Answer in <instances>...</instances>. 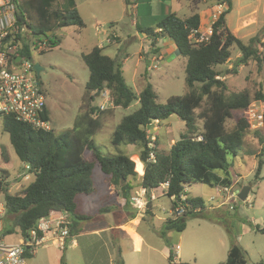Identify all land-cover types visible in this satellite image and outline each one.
<instances>
[{
  "label": "trees",
  "instance_id": "obj_1",
  "mask_svg": "<svg viewBox=\"0 0 264 264\" xmlns=\"http://www.w3.org/2000/svg\"><path fill=\"white\" fill-rule=\"evenodd\" d=\"M193 1L197 3L199 0ZM226 1L228 9L213 25L209 40L195 45L189 36L200 25L198 13L180 18L163 1L159 2L153 13V0H124L130 6V12L135 6V29L148 40V46L154 52L158 51V40L168 38L174 43L177 53L186 60L184 72L187 91L182 96H171L161 105L149 82L136 94L126 83L120 62L104 55L102 49L96 46L81 56L89 77L79 112L68 131L55 135L52 130L32 128L12 116H0L3 131L8 134L18 160L24 168L27 167L26 174L32 178L18 193H9L8 184L1 185L0 179L3 236L14 233V229L9 228L13 226L26 238L38 220L51 212L66 213L71 220L69 227L72 233L76 227L74 219H86L81 214L78 196L92 193L94 165L109 177L114 186L119 187V196L125 206H129L134 188L131 179L138 176V163L124 154H101L92 137L102 129L104 120L113 115L115 108L127 109L134 102L138 103V108L123 116L116 124L112 131V144L124 143L139 148L138 160L142 172L138 186L146 194L168 183L167 189L161 193L171 201L170 215L163 223L165 231L182 232L189 218L202 217L205 201L187 194V188L197 183L229 188L230 180L215 176L213 172L227 169L228 157H236L244 136L257 138L264 130L251 129L243 115L251 101H264L263 86L259 84V89L253 95L247 90L228 92L225 79L221 80V76L225 78L235 73V69L223 73L216 70L217 66L230 61L233 46L240 54L234 68L246 66L251 60L261 68L263 61V54L257 48L260 44L258 36L246 43L236 38L226 27L225 16L232 0ZM11 2L14 4V27L18 31L9 34L4 40L11 39L12 43L18 44L17 55L28 59L29 44L45 40L47 47H56L61 42L55 35L57 30L69 26L79 29L84 27L74 0H63L59 7H56V0ZM39 53H43V50ZM98 91L100 95L104 91L108 92L110 108L103 110L93 105ZM171 115H176L184 122L185 131L167 151H163L155 141L150 140L147 128L153 120L161 124ZM44 116H48L47 109ZM230 119L234 123L228 129L226 124ZM85 152L91 153L90 162L86 160ZM5 164H9V159L4 149L0 148V166ZM263 164L259 159L256 180L259 179ZM0 173L4 177L8 175L7 170L1 169ZM180 196H184L183 201ZM146 206L145 213L148 215L149 202ZM178 207H184L182 214H177ZM134 217L135 212L131 219ZM256 231L264 234V222ZM25 255L28 258L32 254L26 251ZM167 259L169 264H187L175 263L170 254ZM115 264H123V261L118 259ZM222 264H246V252L232 243Z\"/></svg>",
  "mask_w": 264,
  "mask_h": 264
},
{
  "label": "rangeland",
  "instance_id": "obj_2",
  "mask_svg": "<svg viewBox=\"0 0 264 264\" xmlns=\"http://www.w3.org/2000/svg\"><path fill=\"white\" fill-rule=\"evenodd\" d=\"M160 1H163L180 18L198 13L202 19L208 15L210 8L216 3V0H199L197 3L193 0H154L155 5L157 6ZM237 1H231L230 10L225 16V23L229 30L251 11V8L245 6L249 3L254 4L253 0H239L242 6L239 10ZM74 2L84 23L82 29L69 26L57 30L55 35L60 38V45L47 47L43 53H39L40 51L35 49L33 43L29 44L30 58L44 68V71L40 73L39 82L45 95L49 126L55 135L62 134L72 127L89 77L88 69L81 56L99 45L103 46L104 55L120 62L123 77L136 94H139L148 82L152 85L157 96L156 100L161 105L165 104L171 96H182L186 93L184 72L186 60L180 55L173 57L168 55L164 59L159 51L154 52L148 46V40L145 39L147 41L145 42L136 31L133 18L127 12L124 0H74ZM55 4L59 7L63 4V0H56ZM253 35L258 36L260 40L257 48L263 54L261 68L257 67L254 60L246 66L240 65L234 68L240 56L236 46L230 50V61L216 67V70L222 73L225 70L235 69V73L226 76L224 80L228 92L237 93L247 90L253 95L261 84L264 94V41L262 39L264 26ZM112 36H117L118 39H111L110 44L107 43L106 39ZM249 40L245 39V42ZM157 56H161V59L152 63V59ZM148 65H154L155 68L148 71ZM222 77L221 80L224 78ZM93 105L103 110L110 108L111 103L107 92L99 94ZM137 108L138 103L134 102L127 109H114L113 115L104 120V126L92 137V140L101 154L105 156L124 154L138 163V176L131 179L135 187L132 191L134 210L141 208L145 211L148 202V210L151 209L149 215H145V220L140 223L138 232L158 251L168 252L175 263L222 264L233 243L246 252V264H264V234L256 231L264 222V164L260 170L259 179H255L258 160L264 162V130L257 138L244 136L236 157H228L227 169L213 172L215 176L230 180L231 186L228 191H224L221 187L192 184L188 187V194L205 201L206 207L202 217L189 218L182 232L165 231L163 223L169 216L171 201L166 196H162L159 191L152 192L155 197L159 196L152 201L148 200L152 196L151 193L142 195L143 192L138 186L142 172V165L138 160L139 148L124 143L113 145L111 142L112 131L116 124L123 116ZM233 123L232 119L228 120L227 128L230 129ZM200 124L199 122V128ZM149 129L147 134L150 140L155 141L160 150L167 151L185 131V124L176 115H171L161 124H152ZM0 148L4 149L9 159V164L0 166V170L8 171L7 177L0 173L1 185L7 183L9 193H18L32 178L29 176L27 180L24 179L25 168L13 150L8 134L3 131L1 119ZM90 155V152H85L88 162L91 159ZM105 178L107 177L94 165L91 179L92 193L78 196L84 206L82 215L86 218L74 219L78 225L75 238L78 244L61 251V264H115L118 259H121L123 264H169L168 256L151 252L149 258L145 254V249L137 252L126 236L108 228L116 224L114 220L116 215L112 213L114 211L106 213L99 210L105 206L115 205L116 201L103 195ZM248 186L250 190L245 201L236 196L219 204L223 200L217 197V193L226 199L233 190L240 191ZM116 188L119 190V187ZM137 197L142 199V203H135L134 198ZM210 197L214 198L213 201ZM126 216L130 218L131 215L125 214L124 217ZM116 219H120V216L117 215ZM9 228L14 229L15 234L6 236L5 241L15 239L16 233L18 234L16 227L9 226ZM94 230H100L99 234H93ZM42 252L39 248L36 253L27 258V264H49L47 259H43Z\"/></svg>",
  "mask_w": 264,
  "mask_h": 264
},
{
  "label": "built area",
  "instance_id": "obj_3",
  "mask_svg": "<svg viewBox=\"0 0 264 264\" xmlns=\"http://www.w3.org/2000/svg\"><path fill=\"white\" fill-rule=\"evenodd\" d=\"M227 9L226 0L216 1L210 8L202 26L200 24L197 30L191 32L189 38L193 44L199 45L209 40L213 25ZM17 31L14 27V4L11 0H0V116H12L32 128L50 131L48 116H44L45 95L39 78L33 70V64L27 57L17 55L18 44L12 43L11 39L4 40L6 36L16 34ZM262 39L264 41V37ZM109 41L106 39L107 43ZM34 47L38 51L44 50L47 48L46 41H36ZM17 57H20L18 61ZM160 59L161 56H157L151 62H157ZM154 68V65L147 66L148 71ZM243 115L251 129L264 128V101H251ZM152 124H158V121L153 120ZM149 127L147 133L150 130ZM25 168L27 169V167ZM28 178L29 175L25 174L24 179ZM167 187L168 183L162 184L161 192ZM228 189L223 188L224 191H228ZM234 197H236V193L231 192L230 199ZM152 198L154 197L152 196ZM134 199L135 203H142L140 197ZM180 199L183 201L184 196H180ZM183 211L184 207L176 209L177 214H182ZM2 213L3 204L0 201V216ZM70 224L71 220L66 213L51 212L47 217L38 220L35 227L29 231L28 237L23 238L21 243L6 244L0 237V264H27L26 251L32 254L38 247L44 245H54L63 249L65 240L70 237Z\"/></svg>",
  "mask_w": 264,
  "mask_h": 264
},
{
  "label": "crops",
  "instance_id": "obj_4",
  "mask_svg": "<svg viewBox=\"0 0 264 264\" xmlns=\"http://www.w3.org/2000/svg\"><path fill=\"white\" fill-rule=\"evenodd\" d=\"M253 2H254V4L249 3V4H247L245 6V7L251 8V11L234 28L229 30L228 26L226 25L228 30L236 38L241 39L244 42H245V39L249 40L251 37H254L253 33L256 34V31L260 27L264 26V0H253ZM237 5L239 6L238 8L240 10L242 8V6L240 5V1L239 0L237 1ZM152 8H153V13H155L156 12V5L154 3V0L152 2ZM126 9H127V12L131 15L130 17L133 18V23H134V8L132 7V12H129L128 11V5H126ZM204 21H205V18L202 19L200 17L201 26H202ZM141 37H143V39L145 40V37L143 35H141ZM108 39L110 41H112L111 39H114V40L116 39L117 40L118 38H117V36H112V37H109ZM145 42H147V41L145 40ZM157 46H158L159 53L164 57V59L167 58L168 55H171L172 57L179 55L177 53V50H176V47H175L174 43L168 38L159 39L158 43H157ZM99 48L103 49V46L99 45ZM145 56H147V55L145 54ZM223 79H225V78H223ZM107 95H108V92H107ZM115 109H118V108H115ZM106 177L107 178H105L103 180V185H104V194L103 195H104V197H107L109 199H111V198L114 199L116 201V204L112 205V206H105L103 208H100L99 211L106 212V213L107 212L109 213V211H114L112 213H115L116 216L117 215L120 216V219H118V220L116 219V216H115L114 220L116 221V224H112L113 226L110 225L108 228L109 229H113V230H117L119 233H121L124 236H126V238L129 239L133 243V249L136 250L137 252L140 251L141 249H145V254L149 258L151 257L150 256L151 252H158V253H160L163 256H168L169 255L168 252L165 253L162 250L158 251L156 247L151 245V243L147 242L146 239H144V237L138 232V227H139L140 223L145 220L146 213L141 208H136L134 210V204L132 202V198H133L132 191H133V189L135 187L131 191V201H130L129 206H125L124 200L119 196V190L116 188L117 186H114L111 183V181H110L108 176H106ZM139 180H140V176H139ZM215 188H220V187L218 186V187H215ZM153 191L154 192H156V191L161 192V189L159 187V188L154 189V190H152L150 192L152 194V196L154 197V198H152V196L149 197L148 200H150V201H152L154 199H157L159 197V196L155 197V194L152 193ZM186 191H187V194H188V188H187ZM141 192H143L142 195L146 194L145 190L142 189V188H141ZM233 192L236 193L237 190L235 189V190H233ZM194 197H197V196H194ZM217 197L221 198L223 200L219 204H222L223 202H225L228 199H230V195L227 196L226 199H225L224 197L220 196L219 193H217ZM213 199H214L213 197H210L211 201H213ZM83 208H84L83 202L81 201V214L83 212ZM150 210H149V212H150ZM134 212H135V217L133 219H131V216H130V218H129V216L128 217L127 216L124 217L125 214L132 215ZM110 214H111V212H110ZM169 215H170V212H169ZM129 222H132V223H129ZM3 229H4L3 223H2V221H0V237L2 238L4 243H6V244H17V243H21L23 241V237L20 235L19 231H18V234L16 233L17 237L15 239L5 241L6 236H11V235H13L15 233L3 236L2 235ZM77 230H78V225L76 223L75 230L72 233H70V237L65 240V247L63 249L59 248L58 246H54V245H44V246L38 247L37 250L40 248L41 251H43L42 252L43 259L44 260L47 259V261H48L47 263H49V264H61V262H62V253H61V251L65 250L67 247H72L73 248V247H75L78 244L77 240L75 239L77 237V233H76ZM99 232H100V230L92 231V233L95 234V235L99 234ZM37 250H35L34 253H36ZM34 253H32V255ZM227 253H228V251H227ZM37 254H38V252H37ZM63 257H64V255H63ZM138 259L139 258L137 256V263L139 261Z\"/></svg>",
  "mask_w": 264,
  "mask_h": 264
},
{
  "label": "water",
  "instance_id": "obj_5",
  "mask_svg": "<svg viewBox=\"0 0 264 264\" xmlns=\"http://www.w3.org/2000/svg\"><path fill=\"white\" fill-rule=\"evenodd\" d=\"M128 11L130 12V6H128ZM50 34V33H49ZM20 59V57H17L16 60L18 61ZM29 61L33 64V70L35 71L36 73V76L37 78H40V73L42 71H44V68L38 64V63H35L34 60L32 58H29ZM100 92L98 91L96 93V97L99 96ZM250 190V187H244L243 189H241L240 191L238 190L236 192V196L238 199L242 200V201H245L247 199V196H248V192Z\"/></svg>",
  "mask_w": 264,
  "mask_h": 264
}]
</instances>
